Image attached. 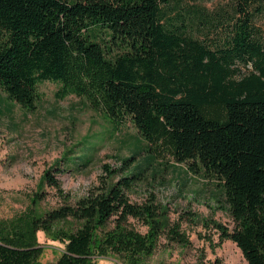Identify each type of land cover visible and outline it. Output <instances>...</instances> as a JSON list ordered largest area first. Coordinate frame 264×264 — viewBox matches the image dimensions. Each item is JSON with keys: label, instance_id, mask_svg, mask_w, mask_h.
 Segmentation results:
<instances>
[{"label": "trees", "instance_id": "1", "mask_svg": "<svg viewBox=\"0 0 264 264\" xmlns=\"http://www.w3.org/2000/svg\"><path fill=\"white\" fill-rule=\"evenodd\" d=\"M172 1L182 0H0V87L32 110L39 83L53 80L116 128L131 121L151 153L162 149L222 184L234 226L219 225L221 235L248 264H264V42L255 0L234 2L218 43L194 34L209 22L205 11L171 16ZM45 179L60 188L51 170ZM134 180L121 177L46 217L33 210L0 220V264H92L110 252L134 264L151 255L162 221L152 205L130 201ZM69 216L79 227L55 231L61 255L42 262L37 231L53 233ZM130 217L145 219L148 232L129 227Z\"/></svg>", "mask_w": 264, "mask_h": 264}, {"label": "rangeland", "instance_id": "2", "mask_svg": "<svg viewBox=\"0 0 264 264\" xmlns=\"http://www.w3.org/2000/svg\"><path fill=\"white\" fill-rule=\"evenodd\" d=\"M235 1L182 0L165 8L171 16L196 8L205 11L209 22L197 26L194 34L218 43L234 19ZM253 8L264 42V0H255ZM189 167L162 149L151 153L131 121L116 128L85 98L62 94L59 82L39 83L32 110L10 100L0 87V220L33 210L46 217L121 177L134 176L128 198L152 205L162 221L154 252L140 255L134 264H248L238 245L221 235L219 225L234 226L222 184ZM48 170L60 188L46 181ZM79 225L69 216L53 224V233L39 229L40 260L55 262L60 257L64 244L54 239L55 231ZM128 226L142 234L149 230L142 218L130 217ZM92 259V264H124L121 255L112 252Z\"/></svg>", "mask_w": 264, "mask_h": 264}]
</instances>
